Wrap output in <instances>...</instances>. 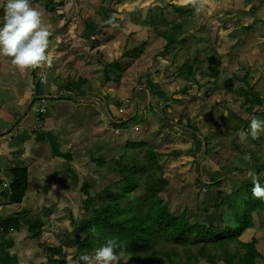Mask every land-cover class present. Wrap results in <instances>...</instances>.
<instances>
[{"label":"bare ground","instance_id":"bare-ground-1","mask_svg":"<svg viewBox=\"0 0 264 264\" xmlns=\"http://www.w3.org/2000/svg\"><path fill=\"white\" fill-rule=\"evenodd\" d=\"M102 32L103 30L100 28H84L81 32L79 38L80 43H82L80 56L89 65H100L104 56L102 48H98L96 42L97 36ZM192 34L194 35L192 47L220 44V53L216 58L220 56L219 69L223 74L224 80L227 81V85L222 83V88L218 83L216 89L209 88L206 91L204 89L200 91L196 89L184 90L186 84L182 81L184 84L180 89L172 91L164 84L163 88L159 89L150 86L149 83L154 80V77L147 76L149 81L147 89L152 100L151 102L147 100V106L150 111L152 110L156 114V117L171 125L175 130H183L187 133V137L190 138V135L194 137L195 140L190 145V149L180 151L183 154H195L194 176L196 175L197 179L195 178L194 181L195 186L191 184L187 186L188 183L186 181L182 182V185L187 186L185 188L192 191L201 193L200 203L205 207L202 212L203 218H206L209 213L218 215L220 211L222 212L221 222L215 223L213 221L189 219L187 214H185V209H183L181 213L184 220L191 223H200L203 226H216L223 229L226 226V219L229 214L227 205L239 201L240 199L237 196L239 193L252 196L253 178L258 179L260 183L262 181V174L256 171L250 160H248V168L245 171L238 169L236 165L240 164L242 154L248 157L246 149L254 150L247 146V143L250 144L248 139L253 144H257L258 147H264V141L255 143L251 136H248L246 140H241L239 136L240 131L244 130L246 124L249 125L250 118L253 115H264V103L260 108L254 107L251 111H248L249 103L245 102L244 96H237L236 92L241 89L243 91L251 90L253 93H264V60L261 59L259 50V48H262L260 44L263 43L261 38H264V28L198 29L193 31ZM192 47L189 48L190 53ZM134 48L135 45L133 44L130 47H123L121 51H133ZM92 59L95 60V63L91 62ZM129 68L130 66H126L122 70V75H126ZM259 68L262 70H258ZM39 79L41 82L47 80L48 83L55 87V92L50 97L52 99L51 103L45 101V98L49 97V95L43 92L31 94V92L26 91L25 87L18 94H13L12 91L5 92L0 89V101L11 105L5 115L0 113V143L6 145L8 150L5 155L0 157V214L3 211H7V214L0 219V264H49L50 260H57L61 264H83L77 255L72 253L70 242L80 225L83 202L87 196L93 197L101 191L96 189L93 194L89 192L99 186L97 184L99 182L97 180L98 171L94 170L93 173H90L86 170L87 175L96 184L91 185L92 182L89 178L81 174L84 171L76 167L79 164L74 162L76 161V156H71V153L74 152L72 147L76 145L77 137H71L69 132L61 134L59 131L61 127L67 125L70 127V132L77 129L78 134L92 132L90 137L97 135L93 130L87 131L85 126L80 127L82 124L78 123L76 118L77 106L84 105L86 109L89 108V111L93 110L94 107L97 108V105L94 106L90 102L91 100L83 96V92L81 96L79 90L84 86H87L86 89L98 90L104 80V76L99 72L87 74L84 71H78L74 80L63 84V87L67 90L65 93H61L62 87L55 85L50 78L46 79L45 76H41ZM223 90H226V94L230 97V101L224 102V108L228 111L227 114L221 113L218 103L212 104V108L219 113V117L222 114L228 116L229 112H234L245 121L239 131L227 136H223L218 132L220 124L219 127H214L213 125L212 131L208 128L204 129L203 126L206 127L205 122L208 119L204 121V124L194 121L189 117L188 106V101L193 99V97L206 94L215 98L216 95H222ZM158 93H162L163 96L160 97ZM94 100L96 101V99ZM181 100L183 102L187 100L181 111L186 108L190 124L199 126L198 132L185 127V125L176 123L175 120L181 111L174 116L171 105L180 103ZM84 101L86 102L84 103ZM37 102L42 103L41 108L36 106ZM234 102H237L238 110L229 107ZM64 103H67L68 106H65ZM46 105L51 108L50 112L45 110ZM161 108H164V110H161ZM0 111H2L1 106ZM53 111L60 113L63 120L52 121L50 116ZM32 114H36L35 122L29 121V117ZM97 116L96 113L91 112L88 114V119L90 117L92 120H89L93 123ZM60 122L65 124H60ZM94 125L98 127V124ZM217 132L219 135L216 143H212L211 134ZM226 140H229L227 147L224 145ZM232 141L236 142L240 150L232 147ZM96 142L89 141L91 147L87 148L85 158H88V152L94 154L91 148H95ZM211 145L222 146L221 157L226 154L224 159L226 163L220 168L218 164H213V162H216L215 157L207 158L211 155ZM153 146L157 148V145ZM44 147H47V150ZM259 151L264 153V148L255 150L258 162H260L257 167L261 169V172H264V159L259 157ZM187 165L186 163L184 167L186 168ZM182 170L183 174L185 171L184 169ZM15 171H25L26 175L25 189L18 200L14 190ZM234 177L243 180L237 189L226 190L223 187L224 189L221 190L219 188ZM81 179L83 182L78 190L81 198L77 208L78 213L68 217L69 224L66 227L69 228L58 229L48 220L52 214L57 217L60 213L61 210H57L58 206L66 191L70 189L71 181ZM181 180L183 179L180 178ZM209 185H212L213 188L207 192L205 188L210 187ZM212 189L217 192L211 191ZM26 200L28 207L32 208V210H29L24 205ZM71 208L76 207L71 206ZM87 209L89 208L87 207ZM263 218L264 208L260 210L259 214L253 215L254 225L252 228H247V232L259 227L258 221L255 220ZM230 224L233 226V221H230ZM244 231L238 236L240 241H237V244L232 243L230 245V252H239L241 257H243L251 250L247 244H252L255 250L260 252L262 247H259L261 243L257 237L263 236L264 230H256L255 235H252L248 241H242L241 236ZM155 240L151 239V245L154 246L156 244ZM181 247L183 248V246ZM58 248H60V251L57 253ZM119 248L117 252L119 255L118 264H147L146 233L135 232L130 234L129 237L119 243ZM203 264L212 263L205 261ZM218 264H222V262L219 261Z\"/></svg>","mask_w":264,"mask_h":264},{"label":"rangeland","instance_id":"rangeland-1","mask_svg":"<svg viewBox=\"0 0 264 264\" xmlns=\"http://www.w3.org/2000/svg\"><path fill=\"white\" fill-rule=\"evenodd\" d=\"M41 1L44 0H35L37 4L32 6L43 13L44 22L48 25L52 33L49 38L50 43L48 48V51L52 52L53 55L52 65L51 67L20 70L11 63V58L0 56V70L7 71L8 74L6 77L7 86L20 85L23 82L25 85H28V87H31L29 86V83L33 80L34 76H45L46 79L50 78L51 82L55 85L61 86V93H65L67 90L63 87V84L69 83L70 80H74L78 71H84L87 74L99 72L103 75L101 71L104 62L110 63L114 60H119L121 65H124L126 62H133L128 53L122 57L123 60L122 58L118 59V57H120L121 50L123 47H130L133 44L141 45L140 47H136L137 50L145 51L146 54L137 58L134 63H131L127 74L122 75L118 82L111 81L106 84L103 94L95 91L89 92L86 89L87 86H84L79 90L80 95L83 92V96L88 97L94 106L97 105V108L94 107L93 110L89 111V108L86 109L84 105H78L76 117L77 122L82 124L80 127L85 126L87 131H95L98 137L97 135L90 137L92 132L78 134L77 129L76 131L70 132V127L67 125L65 127H61L59 133L64 134L69 132L71 137H77L76 145H73L72 147L74 152L71 153V156H76V161L74 162L79 163L76 167L84 171L81 172V174L89 178L92 184L87 179L86 181H88L91 185L96 184H94L95 182H93V179L87 175L86 170L90 173H93L94 170L101 171V168L108 166L109 162L103 160L99 164V167L98 165H94L88 158H85L87 148L91 147L89 145V141L96 142L97 140L95 148L92 147L91 150L94 152L95 156H105V158L109 161L114 158L121 159L125 157H132L130 160L137 157L144 159L145 154L147 153V143L150 145H157V150L160 153H167L170 150L175 149L176 153L173 156H163L158 160V163L161 166H165L166 177L170 181V185L163 195L170 212L174 215H179L181 210L185 209V214H187L189 219H200L220 223L222 219V212L220 211V214L218 215L209 213L206 215V218H203L202 212L205 207H203L200 203L201 193H199V191H192L185 188L189 184L195 186L194 181L195 178L197 179V176H194L195 154H183L180 150L190 149V145H192L193 140H195L194 137L190 135L189 138L186 136L187 133L183 130H175L171 127V125L163 122L162 119H158L154 116L156 114L153 113L152 110L150 111L148 109V106L147 111H145V108L142 106L138 113L134 111V107L132 106L135 99L138 100V106H141L142 103L139 98L145 92L147 94V100L150 102L152 101L147 89V83H149L147 76L154 77V80L151 81L149 85L155 87L156 89L163 88V84L172 91L180 89L184 83L176 78L178 73L175 70V66L173 64L171 65L173 59L172 55H174L176 51L173 49L172 52L160 54L157 58H155V60L153 59V56L156 55L157 52H160L165 44V41L161 39L160 36H165V29L171 31L173 28L172 24L177 23L181 27V31L178 36L180 39L174 43V46L182 48V51L192 47L194 35L192 33H187L186 31L193 32L198 29L218 28L213 21L215 18V10L213 11V7L205 4L204 10L201 13L196 14L194 10H189V6L183 5L181 0H177V4L183 9L182 11L194 12L190 14H184L183 12L180 14L175 13L171 7H168L164 12L161 11L162 15L159 8H162L163 6L156 0H111L112 7L122 9V11L115 13V17L118 21L113 26L98 24L93 27L103 30V32L97 36L96 42L98 44V48H102L104 56L100 65H89L80 56V47H82V43H80L81 41L79 38L87 21L98 20V8L103 0H51V2L56 5L54 7L55 9L51 11H45L43 7L44 3H42V6L39 4ZM243 2L244 4L240 3L238 7L248 10L245 1ZM5 3L6 0H0V21H2ZM29 3L32 4V0H29ZM228 16H232L231 13ZM253 18L254 17H247V21H249L250 24L243 23L244 28H264V7L258 8L257 17L252 20ZM162 24L163 26L160 28ZM229 27L233 28L232 25ZM261 39L263 43L260 44L262 48H259V50L261 52L260 57L264 60V38ZM143 45H145L144 48H142ZM215 46H220V44ZM146 50H148V53ZM91 62L95 63V60L92 59ZM258 70L261 71L262 69L259 68ZM111 77H114V74H111ZM138 80L142 81L143 84L146 83V85H135L134 91L127 88L132 87L135 81ZM42 82L43 85L48 83L47 80H43ZM219 86L223 88L222 82H219ZM209 88L210 86L208 85L203 87L204 91ZM49 89L50 90L43 91L44 94L49 95V97L45 98L47 103L52 102L50 97H52L51 94L55 92V87L51 83H49ZM30 92L31 94H36L40 91L36 88H30ZM105 94L111 96L109 106L106 107L108 109L109 117L106 113H104L101 105L94 100L99 98L102 101L101 104L104 105V101L106 102V100L102 95ZM158 94L160 97L163 96L162 93ZM136 97H138V99ZM117 101L123 102V104H120L121 108L119 110L115 106ZM225 101H230V97L226 94V90H223L222 95H216L215 98L206 94H200L193 97V99L188 101L190 113L189 117L200 124H204L205 120L212 118L214 120V127H219V113L212 108V104L218 103V108L221 113L227 114L228 111L224 108ZM85 102L86 101H84V103ZM186 103L187 100L184 102L181 100L180 103L171 105L172 114L174 116L177 115ZM128 104L131 105L129 106V109ZM64 105L68 106L67 103H64ZM0 106L2 108L0 113L3 115H5V112H7L11 107V105L2 103L1 101ZM36 106L41 108L42 103L37 102ZM229 107L238 110L237 102L232 103ZM162 109L164 110V108H161V110ZM45 110L50 112L51 108L49 105L45 106ZM67 111L70 112L69 109H67ZM91 112L98 115L97 118L93 120V123L90 122V120H92L90 117V120L88 119V114ZM35 116L36 114H32V116L29 117V121L35 122ZM135 116H137V118H141L143 122L138 125L134 124L138 121L134 119ZM131 118L133 119L132 123H130V120H132ZM50 119L52 121H62L63 117L60 113L53 111ZM122 120L125 122L123 123ZM62 123L65 124L64 122H60V124ZM150 123L151 125L149 126ZM94 124H98V127ZM203 128L206 129L204 126ZM217 133L211 134V138L213 139L211 141L212 143H216L219 135V133ZM248 140L250 144L247 143V146L256 150L258 145L253 144L250 139ZM228 141L229 140H226L224 142L226 147ZM221 147L222 146L211 145V155L207 157L208 159L210 157H215L216 162H213V164H218L219 168L226 163V161H224L226 154L225 156H220L222 151ZM44 148L47 150V147ZM259 157L264 159V153L259 151ZM186 163L188 165L185 168L184 166ZM182 169L185 171L183 174ZM97 176V180H99L97 184H99V186L94 188L92 191L90 190L89 192L91 194H93L96 189L101 190L105 188V183L121 179L120 175L116 173H111L108 176H102L101 173H98ZM180 178L183 180L180 181ZM184 181L188 183L187 186L182 185V182ZM82 182V179L71 181L70 189L66 191L60 205L58 206L57 210L60 209V213L57 217L53 214L50 216L48 221L53 223V225L58 229H64L69 224L67 220L68 217L78 213L77 208L81 199L78 190ZM241 182H243V180L234 177L228 182L222 184L219 188L221 190L224 189L223 187H225L226 190L232 188L237 189ZM209 186L210 187L205 188L207 192L213 188L212 185ZM211 191L217 192L214 189ZM71 206H75L76 208H71ZM255 221H258L259 227H255V231L251 230L247 232L248 229H246L244 234L241 236L242 241H248L252 235H255L256 230H264V218L257 219ZM83 226L87 227L88 224L84 222ZM67 228L69 227H66L65 229ZM89 231H91V228ZM257 238L261 243V246L259 247H262L260 254L264 256V235ZM233 244H237V241L233 242ZM160 245L161 242H159L157 248L153 251L154 255ZM257 262L262 264L264 259H259Z\"/></svg>","mask_w":264,"mask_h":264},{"label":"trees","instance_id":"trees-1","mask_svg":"<svg viewBox=\"0 0 264 264\" xmlns=\"http://www.w3.org/2000/svg\"><path fill=\"white\" fill-rule=\"evenodd\" d=\"M156 1L163 6L159 8L160 13L168 7H171L175 13L180 14L183 12L184 14H190L195 11L191 5H188L189 10L194 11H182L183 9L179 7L177 0ZM212 1L206 0L205 4L211 5ZM243 1L247 5L250 0ZM42 3H44L45 11L55 9L56 5L51 0L39 2L41 6ZM121 11L122 9L112 7L111 0H103L98 8V20L87 21L84 28L91 29L98 24L113 26L118 21L115 13ZM162 26L163 24L160 28ZM172 27L171 31L165 29V36H160L165 44L162 50L153 56V59L155 60L160 54L170 53L174 49L176 52L172 55L171 65L175 66L178 73L176 78L186 84L184 90L196 89L200 91L205 85L210 86L211 89H216L220 81L227 85V81L224 80L219 69L220 56L216 58L220 53L219 46H195L192 47L194 49L191 53L189 48L182 51V48L174 46V43L180 39L178 36L181 27L177 23L172 24ZM186 32L192 33V31ZM137 46L140 47L141 45H135L133 51H121L120 57H118V59H121L128 53L133 62L122 63L124 65H121L119 60L110 63L104 62L101 71L104 80L101 86L98 90L92 88L87 90L103 94L106 84L111 81L118 82L122 77V70L134 63L137 58L146 54L145 51L137 50ZM146 51L148 53V50ZM111 74H114V77H111ZM236 95L244 96L245 102L250 105L248 111H251L254 107L260 108L264 103L263 92L253 93L251 90L243 91L240 89L236 92ZM102 96L106 100V102L104 101L106 107L109 106L111 96L108 94ZM121 103L123 104V102L117 101L115 105L118 110L121 108ZM256 117L264 119L262 114ZM134 119L138 120L134 124L138 125L143 122L137 116ZM220 119L218 132L223 136L235 134L245 123L244 119L234 112H229L228 116L222 114ZM175 121L177 124L185 125L193 131H199V126L190 124L186 108L180 112ZM132 122L133 119L130 120V123ZM213 125L214 120L211 118L205 122L206 128L211 131ZM244 131H248V124H246ZM253 140L255 143L264 141V132L260 133L258 139ZM232 147L240 150L235 141H232ZM263 148V146H260L257 150ZM246 152L248 157L242 154L240 164L236 167L245 171L248 168V160H250L256 171L262 174L261 184L263 185L264 172H261V169L257 167L260 162H258L255 150L246 149ZM175 153V149L167 153H160L155 146L148 143L144 159L137 157L130 160L132 157H125L121 159L114 158L109 161L105 156H95L92 152H88V159L94 165L99 166L103 160L109 162V165L101 168L98 173H101L102 176L116 173L120 175L121 179L105 183V188L93 197L87 196L83 202L80 225L70 242L72 253L76 254L78 258L81 255L93 253L96 248L104 245L109 239L116 242V252H118V249H120L119 243L122 240H125L132 233L143 232L147 234V264H203L205 261L212 264H218L219 261L222 264H259L257 261L264 259V256L256 251L252 244H247L251 250L243 257L239 252H230V245L234 241H240L238 236L242 231L252 228L254 225L253 215L259 214L260 210L264 208V200L254 199L253 196L243 195V193L237 194L240 200L227 205L229 214L226 219V226L223 229L216 226L209 227L200 223L186 222L181 212L179 215L170 212L163 197L170 181L166 177L165 166H161L158 160L163 156L171 157ZM14 173L16 177L14 190L18 200L25 189L26 175L25 171H15ZM230 221H233V226ZM84 222L88 224L87 227L83 226ZM90 228L91 231H89ZM151 239H156L154 246L151 245ZM159 242H161V245L154 255L153 251H155ZM59 251L60 248L57 249V253ZM56 261L50 260L49 264H61Z\"/></svg>","mask_w":264,"mask_h":264},{"label":"clouds","instance_id":"clouds-1","mask_svg":"<svg viewBox=\"0 0 264 264\" xmlns=\"http://www.w3.org/2000/svg\"><path fill=\"white\" fill-rule=\"evenodd\" d=\"M205 2L206 0H181L183 5H191L196 14L204 10ZM35 4V0H32V4L29 0H6L0 21L3 25L0 27V56L11 58V63L20 70L51 67L53 62L52 52L48 51L52 33L44 22L43 13L32 6ZM97 103L100 105V102ZM248 129L247 132L240 131V139L246 140L249 135L252 139H258L260 133L264 132V119L253 115ZM252 196L254 199L264 200V186L255 178ZM116 248V242L109 239L92 254L81 255L79 260L83 264H118Z\"/></svg>","mask_w":264,"mask_h":264},{"label":"crops","instance_id":"crops-1","mask_svg":"<svg viewBox=\"0 0 264 264\" xmlns=\"http://www.w3.org/2000/svg\"><path fill=\"white\" fill-rule=\"evenodd\" d=\"M244 4L243 0H213L212 1V9L215 10V18L214 22L215 25H217L218 28H230L229 26L232 25L233 28H244V24H250L249 21H247V17H254L252 20H254L257 17V10L260 7H264L263 0H250L249 3H247L248 10H245V8H239V4ZM231 13L232 16H228ZM2 22H0V27H2ZM257 28V27H255ZM7 71H1L0 70V89L3 91H12L13 94H18L23 87H25L26 91L30 92V88H36L38 91H45L50 90L49 89V83H46V85H43L39 77L34 76L33 80L30 81L29 86L25 85L23 82L20 85H12L7 86L6 83V77H7ZM135 85H146L143 84L142 81L138 80L135 81L134 85L132 87H127L130 90L134 91ZM9 87V88H8ZM140 88V87H139ZM137 96V95H136ZM138 99V97H136ZM140 102L142 103L141 106H138V100L135 99L133 103L134 111L137 110V112L140 111L141 107L143 106L145 108V111H147V94L146 92L140 96L139 98ZM130 104H128V109ZM144 111V110H143ZM123 113V112H122ZM132 119V118H131ZM101 142V141H100ZM103 143V142H102ZM7 146L0 143V157L5 155L7 153ZM24 205L29 209L32 210V208L28 207L27 200L24 202ZM7 214V211H3L0 214V219H2L3 216Z\"/></svg>","mask_w":264,"mask_h":264},{"label":"water","instance_id":"water-1","mask_svg":"<svg viewBox=\"0 0 264 264\" xmlns=\"http://www.w3.org/2000/svg\"><path fill=\"white\" fill-rule=\"evenodd\" d=\"M85 98L88 99V97H85ZM96 100H97L98 102H100V105H101V107H102L104 113H106V114L108 115V117H109L108 110H107L105 104L102 105V104H101L102 101H101L99 98H96ZM135 112H137V110H135ZM124 122H125V121H123V123H124Z\"/></svg>","mask_w":264,"mask_h":264}]
</instances>
